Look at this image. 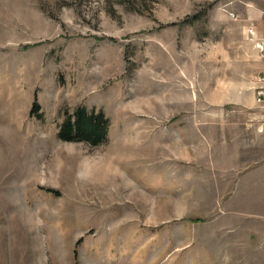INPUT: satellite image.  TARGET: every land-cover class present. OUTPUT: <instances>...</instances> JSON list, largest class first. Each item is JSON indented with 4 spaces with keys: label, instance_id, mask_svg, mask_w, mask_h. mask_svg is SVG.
I'll list each match as a JSON object with an SVG mask.
<instances>
[{
    "label": "rangeland",
    "instance_id": "rangeland-1",
    "mask_svg": "<svg viewBox=\"0 0 264 264\" xmlns=\"http://www.w3.org/2000/svg\"><path fill=\"white\" fill-rule=\"evenodd\" d=\"M0 264H264V0H0Z\"/></svg>",
    "mask_w": 264,
    "mask_h": 264
},
{
    "label": "trees",
    "instance_id": "trees-1",
    "mask_svg": "<svg viewBox=\"0 0 264 264\" xmlns=\"http://www.w3.org/2000/svg\"><path fill=\"white\" fill-rule=\"evenodd\" d=\"M28 116L39 118L38 105L34 100L28 110ZM108 120L99 110H86L75 107L71 113H65L59 124L56 137L64 142H85L96 146L106 142Z\"/></svg>",
    "mask_w": 264,
    "mask_h": 264
},
{
    "label": "built area",
    "instance_id": "built-area-1",
    "mask_svg": "<svg viewBox=\"0 0 264 264\" xmlns=\"http://www.w3.org/2000/svg\"><path fill=\"white\" fill-rule=\"evenodd\" d=\"M258 48L260 49L261 47H258ZM259 80H260V79L258 78V81H259ZM255 94H256V101H257V102H260V101H261L260 96L262 95L261 89L258 90V91H256Z\"/></svg>",
    "mask_w": 264,
    "mask_h": 264
}]
</instances>
